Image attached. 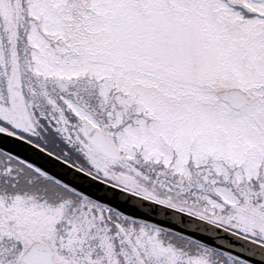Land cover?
Here are the masks:
<instances>
[{"label":"snow or ice","instance_id":"1","mask_svg":"<svg viewBox=\"0 0 264 264\" xmlns=\"http://www.w3.org/2000/svg\"><path fill=\"white\" fill-rule=\"evenodd\" d=\"M0 264H264V0H0Z\"/></svg>","mask_w":264,"mask_h":264}]
</instances>
